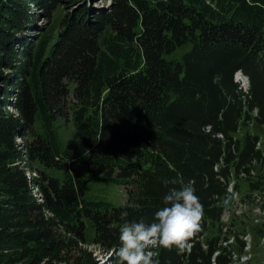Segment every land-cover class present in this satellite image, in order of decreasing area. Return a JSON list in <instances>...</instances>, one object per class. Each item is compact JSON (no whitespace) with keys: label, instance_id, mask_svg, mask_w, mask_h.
Here are the masks:
<instances>
[{"label":"trees","instance_id":"obj_1","mask_svg":"<svg viewBox=\"0 0 264 264\" xmlns=\"http://www.w3.org/2000/svg\"><path fill=\"white\" fill-rule=\"evenodd\" d=\"M71 3L0 0V264L65 262L88 220L106 264H118L124 220L151 224L190 181L202 230L190 252L158 246L154 259L234 264L246 229L223 222L228 203L236 191L244 204L264 195V135L236 137L264 125V0H111L68 9L55 35L38 24ZM60 121L73 123L83 155L65 148ZM82 168L123 186L125 202L91 199Z\"/></svg>","mask_w":264,"mask_h":264},{"label":"rangeland","instance_id":"obj_2","mask_svg":"<svg viewBox=\"0 0 264 264\" xmlns=\"http://www.w3.org/2000/svg\"><path fill=\"white\" fill-rule=\"evenodd\" d=\"M110 2L111 0H80L79 5L78 3H76V5L72 3L68 4L70 8L64 7L63 5H58L53 12V18L50 22L46 23L44 18H40L38 24L40 26L42 25L43 27H48L47 32L53 29L55 35V30H58L62 17L65 15L68 9L71 11L74 9L76 10V8H81L87 3L94 10H99L100 8L110 5ZM35 11L39 14V10ZM32 33L33 34L30 33L29 35L37 34V32ZM189 48V46H185L181 49H178L175 53V56L180 58V56L188 51ZM247 85H249V83H247ZM58 124L60 125L59 132L65 148L71 150L76 156L83 155L85 153V147L81 141L75 137L73 123L68 122L65 125L62 121H60ZM248 129L256 134L262 136L264 135V125L253 122L248 127H242V129L236 134V137H241ZM48 172L51 175L60 178H63L64 176L62 171L54 168L48 169ZM80 174L83 179L90 180L88 183L87 195L91 199L104 200L115 206L122 205L125 202L127 192L123 186L115 183H106L93 180L92 174L87 168H82ZM244 192L245 191H243V193ZM223 222L226 225H231L234 223V228L239 231H245L246 229L245 233L251 236L252 242L255 244L251 250V255H254L253 259H250V255L248 254V256L244 258V261H247L248 259L250 260L241 264H259L260 262L264 261L262 234L261 236H256L258 228L262 227L264 229V195L259 194L256 196L254 203L246 205L239 203L238 198L234 199V201L228 204V210L223 216ZM87 224L88 227L85 244H80L78 246L72 244L67 251L65 262H57L54 260L53 264H84L87 260V257L89 256L88 254L90 253H92V257L96 262H98V264H106L108 262L107 259L110 254L93 243L95 229L90 220L87 221ZM62 236H66V234L62 233Z\"/></svg>","mask_w":264,"mask_h":264},{"label":"clouds","instance_id":"obj_3","mask_svg":"<svg viewBox=\"0 0 264 264\" xmlns=\"http://www.w3.org/2000/svg\"><path fill=\"white\" fill-rule=\"evenodd\" d=\"M235 82L247 91L246 76L237 73ZM195 191L191 181L182 184L180 189H170L164 197L167 206L155 213L151 224L125 219L120 227L121 246L115 253L118 264H158L151 250L158 246L169 251L175 249L178 255L190 252V241L202 230L204 216V207ZM127 216V212L122 213V219Z\"/></svg>","mask_w":264,"mask_h":264},{"label":"built area","instance_id":"obj_4","mask_svg":"<svg viewBox=\"0 0 264 264\" xmlns=\"http://www.w3.org/2000/svg\"><path fill=\"white\" fill-rule=\"evenodd\" d=\"M215 264V263H214Z\"/></svg>","mask_w":264,"mask_h":264}]
</instances>
